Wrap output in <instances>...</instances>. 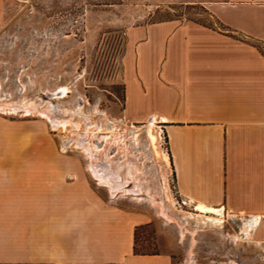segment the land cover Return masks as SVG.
I'll return each instance as SVG.
<instances>
[{
    "label": "crops",
    "instance_id": "0c3cea01",
    "mask_svg": "<svg viewBox=\"0 0 264 264\" xmlns=\"http://www.w3.org/2000/svg\"><path fill=\"white\" fill-rule=\"evenodd\" d=\"M207 10L213 27L129 30L123 114L164 127L183 201L264 230V0H210ZM5 143L0 133V264H173L135 253L150 219L109 197L87 156L22 155L14 143L5 153Z\"/></svg>",
    "mask_w": 264,
    "mask_h": 264
},
{
    "label": "rangeland",
    "instance_id": "374dc122",
    "mask_svg": "<svg viewBox=\"0 0 264 264\" xmlns=\"http://www.w3.org/2000/svg\"><path fill=\"white\" fill-rule=\"evenodd\" d=\"M208 2L0 0L4 152H18L12 148L14 143L22 155L88 157L77 143H67L84 136L86 142L97 144L110 135L98 159L110 156L112 169L139 192L113 195L93 177L113 200L149 217V223L136 233L137 253L169 254L173 264H264L263 227L228 212L222 211V217L201 213L183 201L173 165L157 157L149 143L150 122L132 123L123 114V59L129 30L164 21L213 27ZM26 105L37 108L28 115L21 108ZM14 107L17 112L10 113ZM48 109L72 124L55 129L51 122L55 115L46 118L38 113ZM156 126L158 146L171 156L166 130L157 122ZM87 164L90 170L91 159ZM161 202L170 219L160 213Z\"/></svg>",
    "mask_w": 264,
    "mask_h": 264
},
{
    "label": "bare ground",
    "instance_id": "6f19581e",
    "mask_svg": "<svg viewBox=\"0 0 264 264\" xmlns=\"http://www.w3.org/2000/svg\"><path fill=\"white\" fill-rule=\"evenodd\" d=\"M22 109H24V112L26 114H31L32 112H35L37 107H34L32 105H26L22 106ZM5 108L4 106L0 105V111H4ZM18 110L17 107L10 108V113H16ZM38 113L46 118H50V116L53 114L55 115L52 119L51 122L53 123V127L56 128H62L65 129L67 124H72V121L70 119H66L64 116H61L62 114H54L53 111L50 109L48 110H42L39 111ZM156 121H150L149 125L147 126V132H148V138H149V143L151 144L154 153L157 157L161 158L166 161L168 164H170L169 156L166 153H163L162 150L159 148V138L158 135L155 132L156 128ZM110 135H105L101 138L100 143L97 144H91L85 141L84 136L77 137L75 140H70L67 145H72L74 142L77 143L76 147H81L84 152L88 155V157L91 159V164L89 166L90 171L92 175L96 178V180L99 182V184L103 187L109 188L111 193L115 195L116 193H128V194H133L139 192V189L136 188H130L129 187V180H123L120 174L112 169L110 164L108 163L107 160H109L110 156H107V160L101 161L98 159V154L100 151H102L103 143L108 140ZM108 142V141H107ZM119 142V141H118ZM169 201H171L170 196H169ZM160 203V202H159ZM160 213L162 216L166 217L167 219H170V217L167 214V208L165 205V202H161V209ZM198 211L201 213H218L222 217V211L221 210H215V209H207L205 207L199 206L197 208ZM224 215V214H223ZM217 217V216H216ZM207 219V218H206ZM205 219V220H206ZM207 221V220H206ZM209 221V220H208ZM217 222V221H216ZM222 222V221H220ZM212 223V222H211Z\"/></svg>",
    "mask_w": 264,
    "mask_h": 264
},
{
    "label": "trees",
    "instance_id": "16d2710c",
    "mask_svg": "<svg viewBox=\"0 0 264 264\" xmlns=\"http://www.w3.org/2000/svg\"><path fill=\"white\" fill-rule=\"evenodd\" d=\"M135 253H136V254H142V255H144L143 253H137V252H136V249H135Z\"/></svg>",
    "mask_w": 264,
    "mask_h": 264
}]
</instances>
